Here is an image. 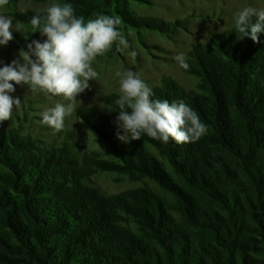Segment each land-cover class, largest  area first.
Listing matches in <instances>:
<instances>
[{"label": "rangeland", "instance_id": "374dc122", "mask_svg": "<svg viewBox=\"0 0 264 264\" xmlns=\"http://www.w3.org/2000/svg\"><path fill=\"white\" fill-rule=\"evenodd\" d=\"M54 2L72 4L85 21L100 14L119 18L129 46L117 51L113 45L93 61L98 77L77 97L82 103L60 132L42 124L40 114L67 101L15 85L10 95L20 98L21 107L0 124V264L64 261L54 244L76 253L69 259L74 264H85L95 252L117 261L118 248L127 260L134 244L143 242L166 255L151 237V218L159 212L188 238L183 263L189 253L194 263L243 264L240 245L255 239L249 262L264 264V150H249L237 97L257 99L264 31L256 43L234 28L236 11L264 8V0H9L0 15L12 20L14 38L0 45V67L18 59L19 49L27 50L32 40L46 39L33 33L30 20L43 17ZM180 53L188 70L174 59ZM129 69L141 74L152 99L188 104L206 133L185 144L146 134L129 143L119 140L116 72ZM233 138L240 142L239 155L225 146ZM212 158L218 163L212 165ZM185 160L194 167L207 164L202 186L190 184L179 170ZM34 205L48 216L44 225L34 224ZM66 237H76L81 254L72 249L75 241L65 244Z\"/></svg>", "mask_w": 264, "mask_h": 264}, {"label": "clouds", "instance_id": "9594fccd", "mask_svg": "<svg viewBox=\"0 0 264 264\" xmlns=\"http://www.w3.org/2000/svg\"><path fill=\"white\" fill-rule=\"evenodd\" d=\"M8 3L9 0H0V8ZM44 11L43 17L34 15L30 25L33 33L39 32L46 39L32 40L26 45L27 50L19 49L18 59L0 67V124L10 120L13 110L21 107L20 98L10 95L16 91L15 85H27L32 92L67 101L56 102L40 114L42 124L55 133L64 129L65 118L76 112L78 102L82 103L77 97L90 88L89 81L97 79L93 61L108 53L113 45L117 51L129 45L118 28L121 20L117 17L100 14L85 21L75 14L72 4L58 2L49 4ZM234 28L258 43V33L264 31V8L245 6L236 11ZM12 30V20L0 15V45L6 46L13 40ZM15 30L20 32L21 25L17 24ZM136 54L129 53L132 57ZM174 59L181 68L189 69L184 53ZM116 76L120 95L114 103L119 109L115 121L119 140L129 143L146 134L162 143L171 139L185 144L198 141L206 133L207 125L184 101L152 99L154 93L140 73L129 69L117 71Z\"/></svg>", "mask_w": 264, "mask_h": 264}, {"label": "trees", "instance_id": "16d2710c", "mask_svg": "<svg viewBox=\"0 0 264 264\" xmlns=\"http://www.w3.org/2000/svg\"><path fill=\"white\" fill-rule=\"evenodd\" d=\"M257 80L260 82V85L258 86L259 90H257V91L255 90L257 93L256 94L257 99H255V101L253 99H250V98H244L243 99L239 93L237 95L238 103H239L240 107L242 108L240 110V113L238 114L240 121L242 122L241 129L246 131L247 140H248V142H246V143L248 144L250 151H252V149L253 150H258V149L264 150V130H262L261 132L257 131L258 127H262L264 129V75H263V73H260L257 76ZM251 97H252V94H251ZM249 102L250 103L256 102V106L254 108L249 106L250 107L249 108L248 107ZM245 108L247 110H245ZM251 113H256V114H254V116H253ZM233 139H234V141L232 142V144L229 143V144H226L225 146H227V148L231 150V151H229V153L230 152L231 153L237 152V154H238L240 142L235 140V138H233ZM246 143H244V144H246ZM255 146H257V147H255ZM254 147H255V149H254ZM197 155H199V154H197ZM200 155H202V154H200ZM205 157L206 156H204L202 158L204 159ZM184 162H185V164L182 165L179 170L182 173H185V175H188L187 177H190L188 179L190 184L192 183L193 186H197V187L202 186L203 185V179H204V173L202 172V170H203L202 167L204 166L206 168L205 165H207V164H204V162L199 161L198 165L196 167H194L193 162L189 163V162H186V160ZM209 162L212 163V165H214L213 163H215V162L218 163V161H216V160L214 161V158H212ZM2 198H5V197L2 196ZM180 202L182 203V201H180ZM5 205L8 206L9 203L6 202ZM34 206L32 207V215H33V217H35V221H36L34 224L36 226L39 223L44 225V220L48 216L46 214H44L43 211L39 210L37 205L35 207ZM262 215L264 217V214H262ZM13 217L15 218L14 215H13ZM167 217L168 216L166 214H162L159 212V216L157 214H154L152 216L151 223H150V227L152 228L151 237H153V239L155 241H157V243H159V245L165 247L166 255H162L155 248L151 249L149 244H146L145 242H143V243H135L134 244L132 258H129L127 260H125V259L122 260L120 258L119 255H122V253L118 248L116 250V252L118 254H116L114 256L116 258L118 257L119 260H117V261H111V258H106L105 255H101V253L95 252L93 255L87 256V258H86L87 261L85 264H205L202 259L198 260L195 263L190 262L189 253L187 254V261L188 262H186V263L182 262V257H183L182 255L185 253L186 249L188 248L187 246L189 244V241H188V238L186 237V235H184L183 233H181L178 230L177 226L170 224L168 222ZM260 218H262L261 215L257 216L258 221L260 220ZM34 224H32L31 226L34 227ZM57 224H60V222H57ZM169 225H172V226H169ZM56 241H57V239H56ZM72 241H75L73 245H76V246H74L75 248H72V249H74L75 251H79V254H81L82 244H77L78 242H76V241H78V240H76V237H72V238L66 237L65 244L69 245ZM255 242H256V240L253 239L251 242L247 241V242H244V244L240 245V248H239L240 254L244 259L243 264H250V262H249V260L251 259L250 253L257 251ZM54 243H56V242H54ZM53 248L55 249L54 250L55 252L59 251V252H61V255L66 257V259L64 261L59 260L58 263H56V264H74L73 262H71L72 260H69V259L74 258L77 254L76 253L68 254L69 253L68 246L64 245V246H60V248H58L57 245L54 244ZM56 258H57V255H55L53 257V259H56ZM253 263L259 264V263H256L255 261H253Z\"/></svg>", "mask_w": 264, "mask_h": 264}]
</instances>
